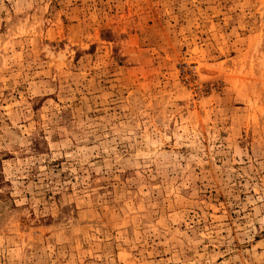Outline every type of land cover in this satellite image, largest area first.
<instances>
[{
	"label": "rangeland",
	"instance_id": "rangeland-1",
	"mask_svg": "<svg viewBox=\"0 0 264 264\" xmlns=\"http://www.w3.org/2000/svg\"><path fill=\"white\" fill-rule=\"evenodd\" d=\"M0 264H264V0H0Z\"/></svg>",
	"mask_w": 264,
	"mask_h": 264
}]
</instances>
